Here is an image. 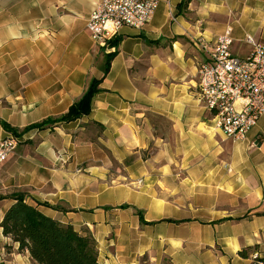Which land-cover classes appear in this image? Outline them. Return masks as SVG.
I'll return each instance as SVG.
<instances>
[{"label": "crops", "instance_id": "obj_1", "mask_svg": "<svg viewBox=\"0 0 264 264\" xmlns=\"http://www.w3.org/2000/svg\"><path fill=\"white\" fill-rule=\"evenodd\" d=\"M98 1L0 0V138L7 124L20 141L0 165V264H32L1 226L17 194L92 236L100 264L264 261V118L243 141L221 133L198 43L231 28L246 57L247 36L264 44V0H159L146 27L105 45L87 30ZM93 79L90 114L44 123Z\"/></svg>", "mask_w": 264, "mask_h": 264}, {"label": "built area", "instance_id": "obj_2", "mask_svg": "<svg viewBox=\"0 0 264 264\" xmlns=\"http://www.w3.org/2000/svg\"><path fill=\"white\" fill-rule=\"evenodd\" d=\"M159 0H99L87 21V30L99 45L114 39L123 27L143 29L152 20ZM205 59L199 67V96L217 128L228 139L243 141L264 118V44L246 37L250 53L232 52L234 39L228 28L213 45L200 39ZM14 134L0 138V165L17 149ZM256 264H264L254 255Z\"/></svg>", "mask_w": 264, "mask_h": 264}, {"label": "trees", "instance_id": "obj_3", "mask_svg": "<svg viewBox=\"0 0 264 264\" xmlns=\"http://www.w3.org/2000/svg\"><path fill=\"white\" fill-rule=\"evenodd\" d=\"M189 2L185 0L184 5ZM110 60L111 56L108 55L105 74L109 71ZM101 81L93 79L84 96L71 106L66 115L44 123L70 122L90 114ZM4 126L16 134L15 129L7 124ZM13 198L15 202L1 223L3 233L19 244L21 253H29L32 264H100L96 241L92 236L82 235L71 225H63L44 215L26 202L24 194L14 195ZM249 250L241 251L240 255L247 258Z\"/></svg>", "mask_w": 264, "mask_h": 264}]
</instances>
